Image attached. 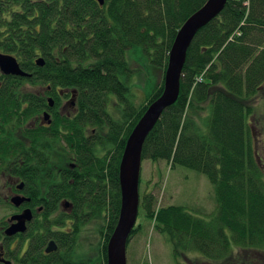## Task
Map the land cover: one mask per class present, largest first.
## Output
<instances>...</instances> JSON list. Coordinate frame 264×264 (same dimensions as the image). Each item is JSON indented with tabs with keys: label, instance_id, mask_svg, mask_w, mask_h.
I'll use <instances>...</instances> for the list:
<instances>
[{
	"label": "trees",
	"instance_id": "obj_1",
	"mask_svg": "<svg viewBox=\"0 0 264 264\" xmlns=\"http://www.w3.org/2000/svg\"><path fill=\"white\" fill-rule=\"evenodd\" d=\"M205 1L103 0L100 5L97 0H0V51L31 72L30 78L7 79L17 80L18 89L20 80L32 79L78 91L81 144L74 137L67 142L81 154L76 163L82 204L96 212L85 215L86 220L103 221L98 226L104 236L98 258L93 263L81 258L80 264H106V243L120 207L118 167L125 141L162 91L160 80L135 103L129 85L135 69L127 62V51H141L151 67L163 73L178 29ZM39 57L42 66L35 63ZM111 96L122 105L113 116L107 111ZM256 97L264 99V0H227L194 35L178 97L162 112L142 146V161L181 165L205 174L214 185L216 209L209 220L179 205L159 206L152 189L139 192L138 215L143 212L154 229L169 237L174 253L194 251L211 264H233L234 248L250 253L264 249V168L248 123ZM44 99L33 94L32 107L21 108L22 101L13 92H2L0 105L11 107L0 111L14 112L19 126L29 114H40ZM65 120L66 132L77 131L74 119ZM88 126L99 136L86 140ZM32 132L30 165L24 143L11 148L7 139L0 144L2 208L13 209L5 196L18 183L23 182L24 194H39L52 179L48 160L53 154L51 140L59 141L58 125L53 133L40 127ZM15 156H23L24 164L12 166ZM69 177L77 179L74 173H65L63 184ZM9 216L0 219V234ZM140 228L135 223L127 245ZM62 247L65 255L71 250L75 254V247ZM36 250L39 255L41 248ZM58 256L50 254L49 264L63 263Z\"/></svg>",
	"mask_w": 264,
	"mask_h": 264
},
{
	"label": "flooded vegetation",
	"instance_id": "obj_2",
	"mask_svg": "<svg viewBox=\"0 0 264 264\" xmlns=\"http://www.w3.org/2000/svg\"><path fill=\"white\" fill-rule=\"evenodd\" d=\"M20 69L27 75H7L0 71V93L13 92L14 98L22 101L20 102L21 108H31L33 94L41 95L45 98L44 107L37 116L29 114V118L21 121L19 126L17 125L14 112L8 113L6 111H0V144H5L7 139L10 141L11 148H16L15 146L19 141L24 143L27 148L25 150L28 153L27 157H29L27 165H30L32 164V131L35 128L40 127L53 133L54 125L57 124L59 141L51 140L50 147H52L53 154L48 161L52 168V171H50L52 173V179L47 183L45 190L40 191L39 194L31 192L29 193L30 195H27L22 192L23 187L18 189V183L13 191H6L5 198L8 201L15 195L27 198L20 206L12 207L14 211L12 214H18L28 208L31 210V218L26 222L25 229L22 232H16L9 238L3 235L4 229L1 231L0 237L2 242H0V246L3 248L2 257L9 260L10 264H49L48 257L50 254L57 253L59 255L58 257L63 261L61 264H80L81 258L85 257H76V252L72 255V250L67 251L70 254L65 255L66 248L62 247L69 246L67 248H76V245L79 244L82 228L89 222L97 221L96 219L92 220V218L86 220L85 215L91 212V215H93L96 212L94 211V207H88L86 204H82L84 194L80 186L77 187L78 167L76 163L77 156L81 154L77 153L75 146H72V144L69 146L67 142L71 137H74L78 142L77 144H81L80 131L77 130V126L81 125L79 120L80 104L78 101V91L74 88H52L49 84L40 85L39 82H35L32 79L20 80L18 89L15 86L17 85V80H8L7 77H31L30 71L24 70L21 67ZM8 85L12 86V89H9ZM112 97L114 98L116 107L117 105L122 106L114 96ZM23 99L26 100L24 101ZM50 99L51 102L49 101ZM8 107H11L8 103L0 105V108L3 109ZM114 112H116V109L112 108V113ZM44 113L48 115L47 118H44ZM65 119H74L77 131H74V133L66 132ZM96 133L98 132H96L94 127H86V140H90L94 135H97ZM22 150L24 149L22 148ZM101 155H103V152H101ZM15 157L11 161L12 166L16 167L24 164L23 156ZM70 170L73 171L71 172ZM65 173H74L77 179L69 177L66 179V183L63 184V176ZM53 185H56V187L50 192V187ZM73 194L74 198H72ZM36 197L37 199L34 200ZM82 220L85 221L83 225ZM103 238L104 236H102L101 243L104 240ZM6 243H10L12 246L8 248L9 253H7L6 247L8 246L5 245ZM50 244L54 246V249L47 251L46 249ZM88 246L90 248L96 247L91 243H88ZM38 247L41 248L39 255L36 253ZM95 258L88 259L93 263L92 260Z\"/></svg>",
	"mask_w": 264,
	"mask_h": 264
},
{
	"label": "rangeland",
	"instance_id": "obj_3",
	"mask_svg": "<svg viewBox=\"0 0 264 264\" xmlns=\"http://www.w3.org/2000/svg\"><path fill=\"white\" fill-rule=\"evenodd\" d=\"M126 59L128 64L135 69L129 85L135 103L138 104L144 99L145 92L150 91L160 80H163L164 72L152 68L141 51L128 50ZM112 108L116 109V105L111 96L107 111L113 116L116 113H112ZM248 123L252 142L264 168V99L256 100L254 116L249 119ZM140 177V195L142 192H150L152 189L159 206L179 205L205 220H209L215 214L214 185L201 172L181 165L171 166L164 160L156 162L144 160L141 161ZM13 212V209L0 206V219L8 217ZM102 223L103 221L97 220L89 222L82 228L79 244L75 248L76 257L95 258L98 255L97 247L100 249L102 240V233L100 234L98 225H102ZM136 224H140L141 228L127 245V264H211V260L205 259L198 252L179 251L174 253L169 237L154 229L152 222L144 216L143 212H139L137 215ZM226 231L230 234L229 230ZM0 242H2L1 238ZM88 243L96 247L90 248ZM10 247L12 246L8 243V248ZM234 251L237 258L233 264H264V249L254 250L251 253L236 248Z\"/></svg>",
	"mask_w": 264,
	"mask_h": 264
},
{
	"label": "water",
	"instance_id": "obj_4",
	"mask_svg": "<svg viewBox=\"0 0 264 264\" xmlns=\"http://www.w3.org/2000/svg\"><path fill=\"white\" fill-rule=\"evenodd\" d=\"M97 1L100 5L103 4V0ZM226 2L227 0H206L178 29L168 52L162 91L147 106L125 141L118 167L120 207L116 225L106 243V264H127V240L136 223L139 208V179L143 143L162 112L178 97L186 51L194 35L221 12ZM35 63L42 66L43 58H37ZM0 71L7 75H27L20 69L14 56L2 52H0ZM49 101L51 102V99ZM47 116L44 113V118ZM17 187L21 189L23 182H20ZM26 200L27 198L23 196L15 195L9 199V202L12 206L18 207ZM30 218L31 210L28 208L18 214H12L7 219L8 225L4 228L3 235L9 238L16 232H22ZM53 249L54 246L50 244L46 250L52 251ZM2 251L3 248L0 246V263L10 264L9 260L2 257Z\"/></svg>",
	"mask_w": 264,
	"mask_h": 264
}]
</instances>
